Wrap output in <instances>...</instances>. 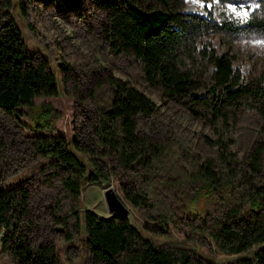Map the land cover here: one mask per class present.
Segmentation results:
<instances>
[{
    "label": "rangeland",
    "instance_id": "obj_1",
    "mask_svg": "<svg viewBox=\"0 0 264 264\" xmlns=\"http://www.w3.org/2000/svg\"><path fill=\"white\" fill-rule=\"evenodd\" d=\"M6 2L26 53L45 59L59 86L58 95L34 100L54 110L53 131L34 130L31 118L37 109L21 107L14 114L0 111V189L23 186L29 191V216L22 225L35 244L53 242L59 264H92L84 212L89 209L99 217L110 216L103 194L109 185L129 208L126 218L143 239L184 251L194 261L230 263L252 257L264 246L227 254L210 235L219 221L230 217L231 210H245L250 194L264 184V152L259 170L254 160V152L264 145V123L246 96L227 104L224 118L215 119L206 105L214 100L204 92L215 68L205 55L207 49L213 56L226 54L243 84H264V30L247 23L250 16L264 19L261 0H135L140 7L171 9L185 18L187 34L196 48L185 68L197 81L198 92H204L190 101L162 97L160 89L146 81L134 54L114 51L106 36L110 24L105 0H0V4ZM227 21H233L236 29L215 26ZM111 77L135 86L156 104L151 116H139L137 122L138 136L150 141L152 150L158 147L159 153L156 156L150 150L128 168L110 154L103 158L111 170L109 179L83 181L79 195L73 196L62 188L64 174L52 167L53 159L35 151L33 136H63L69 150L90 168L89 156L75 149L72 140L76 137L100 156L94 126L111 102ZM206 167L220 186L215 195L196 199ZM3 232L0 264H15L2 247Z\"/></svg>",
    "mask_w": 264,
    "mask_h": 264
},
{
    "label": "trees",
    "instance_id": "obj_2",
    "mask_svg": "<svg viewBox=\"0 0 264 264\" xmlns=\"http://www.w3.org/2000/svg\"><path fill=\"white\" fill-rule=\"evenodd\" d=\"M228 1V0H221ZM264 6V0H261ZM109 8L110 24L106 36L117 53H130L141 62L149 85L159 88L162 97L172 100L200 98L208 92L211 99L206 103L212 117L223 119V109L229 103L246 96L253 100V108L264 123V84L250 86L238 78L232 60L225 55L208 54L213 61L212 83L202 92L197 81L185 68L187 59L194 56L195 43L187 34V22L180 13L161 8H143L135 0H105ZM23 15V3L19 2ZM248 27L264 30V19H247ZM216 27L235 30L233 21L221 22ZM253 29V30H254ZM63 81L66 79L63 77ZM113 94L108 108L102 110L98 124L94 126L99 157L95 151L85 148L75 137L74 148L89 156L90 168L86 167L69 150V143L61 135H34L33 145L39 154L53 159L52 167L64 174L62 188L78 196L83 181L97 183L109 179V171L103 158L114 154L123 168H128L151 148V142L138 136L139 116L149 117L156 104L135 86L111 77ZM237 87L236 89H234ZM57 80L48 62L26 53L23 36L10 12V3L0 4V111L14 114L21 107L37 109L31 118L34 130L53 131L51 118L54 110L46 104L36 105L41 96H56ZM192 93L194 95L192 96ZM158 156V147L152 150ZM264 145L254 152L255 167L260 169V157ZM112 169V168H111ZM220 183L209 167L202 173L194 198L212 196ZM264 184L250 194L245 210H231L227 220L219 221L210 232L218 248L227 254L238 255L255 245L264 244ZM139 205L138 199L131 198ZM30 194L23 186L9 190L0 189V230L2 247L11 255L15 264H59L56 247L50 240L35 244L22 225L29 216ZM76 216V215H75ZM27 220H25V223ZM86 242L92 264H218L194 261L181 250L168 249L143 239L127 218L120 216L99 217L92 210H85ZM79 216L75 220L78 228ZM30 226L29 232L33 230ZM225 264H264V246L252 257L236 259Z\"/></svg>",
    "mask_w": 264,
    "mask_h": 264
},
{
    "label": "water",
    "instance_id": "obj_3",
    "mask_svg": "<svg viewBox=\"0 0 264 264\" xmlns=\"http://www.w3.org/2000/svg\"><path fill=\"white\" fill-rule=\"evenodd\" d=\"M103 194L109 215L120 216L123 218L128 216L130 213L129 208L111 186L107 185L104 188Z\"/></svg>",
    "mask_w": 264,
    "mask_h": 264
}]
</instances>
